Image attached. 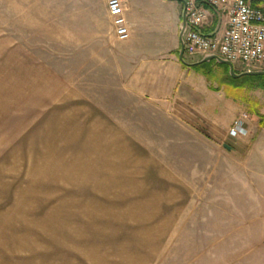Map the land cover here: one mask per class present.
<instances>
[{
  "label": "rangeland",
  "instance_id": "374dc122",
  "mask_svg": "<svg viewBox=\"0 0 264 264\" xmlns=\"http://www.w3.org/2000/svg\"><path fill=\"white\" fill-rule=\"evenodd\" d=\"M61 1L0 0V264H264L261 183L236 179L208 135L161 131L157 115L113 132L93 102L44 100L30 83L12 44L28 46ZM159 2L148 1L149 32L180 5ZM194 69L264 125V75L235 78L216 60ZM139 210L146 228L128 218Z\"/></svg>",
  "mask_w": 264,
  "mask_h": 264
},
{
  "label": "crops",
  "instance_id": "0c3cea01",
  "mask_svg": "<svg viewBox=\"0 0 264 264\" xmlns=\"http://www.w3.org/2000/svg\"><path fill=\"white\" fill-rule=\"evenodd\" d=\"M148 1L121 0L130 34L119 39L108 0H63L58 14H45V22L53 20V24L36 30L33 40L29 36L28 46H15L14 42L11 52L18 49L22 53L20 63L27 64L30 83L35 77L44 86V100L91 101L94 108L106 112L102 116H107L113 132L140 131L136 127L144 125L146 116L157 115L165 127L161 131L205 133L210 138L205 143L234 158L236 179L260 182L264 190V125L247 121L246 134L230 135L233 122L246 113L244 106L234 104L238 98L228 97L227 87L223 90L197 73L195 65L179 59L182 4L156 0L180 5L173 6L175 12L162 14L164 24L149 32L153 25ZM209 30L207 25L204 31ZM198 58L193 62L202 59ZM230 103L233 107L227 118L225 109ZM204 164L210 174L212 159ZM191 165V180H195L199 173L195 163ZM138 212L128 218H133L137 227L146 228L148 217Z\"/></svg>",
  "mask_w": 264,
  "mask_h": 264
},
{
  "label": "built area",
  "instance_id": "2783aa9c",
  "mask_svg": "<svg viewBox=\"0 0 264 264\" xmlns=\"http://www.w3.org/2000/svg\"><path fill=\"white\" fill-rule=\"evenodd\" d=\"M187 28L185 55L204 58L215 54L239 64L244 70H264V0H184ZM119 39L130 31L121 0H108ZM209 25L210 30L204 31ZM248 114L243 113L230 127L233 137L247 133Z\"/></svg>",
  "mask_w": 264,
  "mask_h": 264
},
{
  "label": "water",
  "instance_id": "95a60500",
  "mask_svg": "<svg viewBox=\"0 0 264 264\" xmlns=\"http://www.w3.org/2000/svg\"><path fill=\"white\" fill-rule=\"evenodd\" d=\"M175 1L180 2L183 6L182 21H181L180 33H179V41H180L179 59L183 63L190 64L191 66H194V65L205 63V62H210L212 60H216L218 63H222V64L229 66L230 73L235 78H239V77L246 76V75H252V76L264 75V70H247V71H243V72L238 73L234 70V65L230 61H228L224 58H221L220 56L215 55V54H208L204 58H202L201 60H199L197 62L188 63L184 58V39H183L184 33L186 31V28H187L186 3L184 0H175Z\"/></svg>",
  "mask_w": 264,
  "mask_h": 264
},
{
  "label": "trees",
  "instance_id": "16d2710c",
  "mask_svg": "<svg viewBox=\"0 0 264 264\" xmlns=\"http://www.w3.org/2000/svg\"><path fill=\"white\" fill-rule=\"evenodd\" d=\"M205 63H202V64H198V65H195L194 67H197V66H200V65H203ZM229 68V66H227ZM263 84H264V81H263ZM262 124H264V121H262Z\"/></svg>",
  "mask_w": 264,
  "mask_h": 264
}]
</instances>
